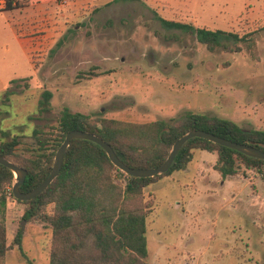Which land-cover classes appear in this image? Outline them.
Segmentation results:
<instances>
[{"label":"rangeland","instance_id":"obj_1","mask_svg":"<svg viewBox=\"0 0 264 264\" xmlns=\"http://www.w3.org/2000/svg\"><path fill=\"white\" fill-rule=\"evenodd\" d=\"M89 3L46 0L0 9V141L18 136L19 152L35 156L34 130L49 129L64 107L138 123L190 111L245 128L261 123L264 0ZM162 19L244 39H230L232 50L211 52L193 32ZM45 91L53 94L50 111L39 104ZM203 158L217 155L197 151L181 185L171 179L153 187L155 195L145 190L156 199L148 219V264H261L264 173L241 169L223 182L211 170L202 176L199 169L211 165ZM26 208L16 199L0 207L11 246L6 264H49L50 224L43 215L25 220Z\"/></svg>","mask_w":264,"mask_h":264},{"label":"trees","instance_id":"obj_2","mask_svg":"<svg viewBox=\"0 0 264 264\" xmlns=\"http://www.w3.org/2000/svg\"><path fill=\"white\" fill-rule=\"evenodd\" d=\"M44 1L20 0L17 7ZM162 21L167 27L193 32L211 52L218 48L232 50L230 39H244L238 33L223 29L195 27L175 20ZM43 95L39 102L41 110L50 111L53 94L45 91ZM48 128L34 130L38 153L33 157L19 152L21 141L18 136L0 141V154L28 171L20 187L23 192L34 189L49 176L57 150L72 130L99 135L114 148L121 160L134 168L160 166L174 142L192 129L206 130L264 150V129L245 128L228 118L191 111L169 120L138 123L93 117L64 107L56 123ZM197 151L217 155L214 168L223 178L240 176L241 169L253 168L264 173V159L248 156L206 138L193 137L182 146L166 172L153 177H134L115 166L96 142L73 139L60 173L33 199L21 201L14 196L15 175L0 164V207L4 209L8 200L16 199L27 205L25 220L44 216L51 227L49 264H148V219L155 209L156 199L147 198L145 190L159 180L185 170ZM21 241L18 232L15 242L21 245ZM10 248L6 223L1 220L0 264H6V253Z\"/></svg>","mask_w":264,"mask_h":264},{"label":"water","instance_id":"obj_3","mask_svg":"<svg viewBox=\"0 0 264 264\" xmlns=\"http://www.w3.org/2000/svg\"><path fill=\"white\" fill-rule=\"evenodd\" d=\"M193 137L206 138L212 142L227 146L248 156L264 159V150L258 148L257 146L235 142L206 130L192 129L183 134L179 139L174 142L168 157L160 166L154 168H134L127 165L123 160H121V158L115 152L114 148L99 135L85 130H72L66 134L64 141L57 150L53 167L49 176L37 187L28 192H23L20 189L21 185L23 184L28 175V171L19 164L2 156L1 154L0 164H3L4 166L8 167L15 175V181L12 186L14 196L21 201H26L37 197L41 192L46 190L49 185L55 180V178L58 176L62 169L66 151L73 139H86L96 142L102 148H104L112 163L128 175L134 177H153L166 172L172 166L176 155L178 154L182 146Z\"/></svg>","mask_w":264,"mask_h":264},{"label":"crops","instance_id":"obj_4","mask_svg":"<svg viewBox=\"0 0 264 264\" xmlns=\"http://www.w3.org/2000/svg\"><path fill=\"white\" fill-rule=\"evenodd\" d=\"M88 3L90 2V0H86ZM124 1H127V0H124ZM106 3H108L107 5H110V4H112V1H107ZM90 4V3H89ZM262 105H264V104H262ZM263 108V116H262V118L260 119V122L261 123H258L259 125H258V127L257 128H261V129H264V106H262ZM204 159V158H203ZM206 159H208V160H210L211 159V165H209V166H206V169L205 168H203V167H201L199 170H200V173L202 174V176H204L205 175V172L208 170V171H213L214 173H215V177L217 178V179H223L222 181L223 182H225L226 181V179L227 178H223L222 176H221V174L216 170V169H214V163L216 162V160H217V158H205L204 160H203V163H206L207 162V160ZM192 163V162H191ZM190 163V164H191ZM209 163V162H208ZM190 164L188 165V167L185 169V170H182V171H177V172H175V173H173L172 175H170V176H167V177H165V178H163V179H161V180H159L158 182H156V183H154L153 185H151L150 187H149V189L150 190H154V188L153 187H155V189H156V186L157 185H159V184H161V185H165L166 184V181H170L171 179H172V181H176V182H178L180 185H181V182H180V179H181V177H186V174L189 172V166H190ZM228 179H231V178H228ZM151 193H154V195L156 194V192H151ZM258 195V193L255 191V189H253V191H252V199H256L255 197ZM257 203L258 202H253V206L252 207H256V205H257ZM255 210H256V208H255ZM167 253V251L166 250H164V251H162L160 254L161 255H165ZM260 262V261H259ZM261 264H264V258L261 260V262H260ZM159 264H162V263H159Z\"/></svg>","mask_w":264,"mask_h":264},{"label":"built area","instance_id":"obj_5","mask_svg":"<svg viewBox=\"0 0 264 264\" xmlns=\"http://www.w3.org/2000/svg\"><path fill=\"white\" fill-rule=\"evenodd\" d=\"M20 0H0V9H6L10 5L16 6ZM65 1V0H64Z\"/></svg>","mask_w":264,"mask_h":264}]
</instances>
